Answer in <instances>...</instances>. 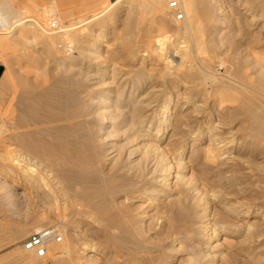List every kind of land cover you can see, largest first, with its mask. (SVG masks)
I'll return each instance as SVG.
<instances>
[{
  "label": "rangeland",
  "instance_id": "1",
  "mask_svg": "<svg viewBox=\"0 0 264 264\" xmlns=\"http://www.w3.org/2000/svg\"><path fill=\"white\" fill-rule=\"evenodd\" d=\"M120 1L105 0L98 8H93L90 0H0V17L3 18L0 26L4 31L0 37L11 40L0 44V84L5 87V93H0V193L12 203L21 205L26 215L33 216L34 229L29 237L43 229H55L62 237L61 242L49 245V253L45 258L26 253L34 264H264V240L257 241V236L264 233V138L250 133L249 119L245 113L252 102L261 105L264 102V39L261 38L264 34V0H194L200 12L196 39L177 30L185 25L186 18L184 22H172L169 10L167 20L149 17L136 29L141 13L139 2ZM26 15L46 28L76 26L75 31L80 33L84 41L82 47L86 53L92 52V59L81 62L92 64L93 102L94 95L98 96L103 89L104 72L109 75L106 82H124L127 91L138 89V99L143 97L147 100L151 92L157 90V98L162 106L171 97L170 111L177 110L174 115L178 116L179 122L169 129L160 147L167 155L170 152L168 162L172 164L171 175L174 177L170 181V188L186 208H170L163 198L154 205L141 197V188L149 186L153 189L155 185L150 183L148 177L141 179L136 176L142 169L130 170L124 154L131 147H139L136 159H140L144 151L143 143L137 140L128 144L126 128L116 123L128 117L129 113H125V117L120 120L115 112L112 115L105 108L99 110L111 114V122L118 134L107 137L109 139L105 141L94 135L93 130L89 138L82 127L80 131L76 129L68 133L70 146L86 153L84 157L76 153L72 158L73 162L69 164L72 179L69 182L61 178L59 170L65 161L56 155H45V150L41 148L36 152L40 156L34 155L32 160H40L39 164L43 162V169H40L49 188L36 178L31 181L36 182L37 189H30L26 185L25 179L29 173L25 172V167L16 165L13 158L19 146V151L24 154L20 143L14 139L15 135L41 130L43 139L55 144L60 131L44 129L54 126L59 128L63 123L58 119L49 122L47 118L53 116L46 115L44 101L37 104L40 118L45 117L41 119V124L23 128L15 123L20 115L16 108L18 91L23 88L36 91L47 89L52 82L60 79L59 67L51 58L52 47L44 45V41L36 37L33 30L27 31V25L15 27L16 21L26 18ZM209 15H214L213 19L215 16L219 18L213 20ZM253 18L255 24L251 23ZM3 24L8 28L6 31L11 30L9 34H5ZM153 46L158 48L153 50ZM68 49L74 51L70 46ZM183 56L187 62L190 61L189 64L193 62L190 69L180 66ZM81 62L77 61V67ZM165 63H168L169 68ZM196 69L206 79L185 75L190 70L197 72ZM75 72L67 76V81H73L79 87L80 80L76 78ZM242 72L247 77L243 81L239 80ZM177 101L179 105H176ZM215 101L222 103L220 108L214 109V115L220 116L222 122V136L235 140V148L243 150V153L236 154L241 159L232 171L224 170L235 185L233 189L228 186L227 178L223 181L216 179L217 166L215 168L214 164L210 176L206 175L209 167L205 158L207 140L204 122L209 117L206 115L210 111L207 105ZM197 106L198 110H194ZM173 132L175 135L172 136ZM171 136L170 141L168 139ZM101 148H106L113 155L122 153L118 164L101 160ZM218 182H222V185H217ZM66 186L70 190L68 193H65ZM84 188H92V193L93 190H104L92 208L82 205L76 198V194ZM65 197L67 200L63 199ZM222 201L236 203L234 205L240 202L241 206L251 210L252 217L242 218L225 210L220 204ZM192 203L199 205V209L195 211ZM90 213H98L101 222L98 223L93 215L91 218ZM196 213L197 219L205 223L204 226L208 225V228L197 227L194 221ZM249 227L255 233L254 239L247 236ZM261 243L263 248L259 245ZM92 246L95 252L89 253ZM54 249H62L64 254L55 255ZM86 255L90 256L89 259Z\"/></svg>",
  "mask_w": 264,
  "mask_h": 264
},
{
  "label": "bare ground",
  "instance_id": "2",
  "mask_svg": "<svg viewBox=\"0 0 264 264\" xmlns=\"http://www.w3.org/2000/svg\"><path fill=\"white\" fill-rule=\"evenodd\" d=\"M178 1H179L180 5H181L182 10L185 13L186 22H185V25L183 27H179L177 30L179 32L185 33V35L186 34L190 35L194 39L198 38L197 37L198 31L196 30L197 29L196 28V24H197V21L199 19V13L200 12L197 9V6L195 4L197 2L194 3V0H178ZM167 2H168V0H153V1L152 0H137L138 5L140 6L139 8H141L140 9L141 13L138 12V14L140 13V17L138 16L139 18L137 20L136 29H139L140 25L143 23V21L145 22V19H147L149 17H157V18H160L162 21L167 20L168 19L167 12L169 10ZM207 14H209V13L207 12L206 15ZM217 15H219V13ZM172 16L170 17L172 22L175 21V23H176V20H174V18ZM212 16H214V15H212ZM212 16H210V17H212ZM215 18H216V16H215ZM218 18H216V20ZM211 19H213V17ZM1 21H3V18L0 17V22ZM184 21H182V22H184ZM57 22H58V20H57ZM208 22H210V21L208 20ZM27 23H30V24H27ZM50 23H51V21H50ZM251 23L255 24L256 20L253 18L251 20ZM23 24L28 26V28H27L28 30L27 31L33 30L35 36L41 38V40L44 41V45L48 44V45H50L52 47V50H51L52 56H51V58H53L52 61L56 62L58 67H59L60 79H57L54 82H52V84H50V86L47 89L36 91L34 89H25V88H23L20 91H18L19 95L16 97L17 98V105L16 104L15 105H16V108L19 110L20 115H19L18 119L16 118L17 120H15V123H16V125L18 127H23V128L24 127L26 128L27 126H34V125H37L38 123L41 124L40 123L41 119L45 118V117L41 116L42 118H40L41 114H40V112L38 111V108H37V104L40 101H44L45 102V107L44 108H45V111H46V115H48L49 117L53 116V118L52 117H50V118L46 117L48 120H50L49 122H51V120L54 121V119H58V121L63 122V123H61L62 125L59 128H57V126L55 128V126H54V127H47V129H44V131H49V130L51 131V130H54V129L60 131L59 139L55 141V144H54V142L53 143L46 142L43 139V137H42L41 130H35V131L26 132V133H18V134L15 135L14 139L18 143H20V145L22 147V151H24V154H22V152L19 151L21 149L20 146H19V150H17V153L13 156V158L15 159L16 165H18L19 167H25L27 169V171H25V172L29 173V176H28V174H26L28 176V178L25 179L26 185H28V187L30 189H33V190L37 189L38 185L35 184L36 182L34 181L35 182L34 183V182L31 181V179H33V178L34 179L36 178L38 181L44 182V184L47 185L48 181L45 182L46 177L43 178V176H45V175H42L43 172L40 169L42 166H44L43 162H40L41 164H39L38 161H40V160H38V158H37L38 161H36V160L33 161L32 160V157L34 159V155L37 156L39 154V153L37 154L36 152L39 149H41V148L43 150H45V152H46L45 155H56L61 160L65 161L64 164L60 167L59 170H60L61 178L66 183L69 182L72 179L71 178V170L69 168V164L71 165V162H73L72 158L75 157L76 153H77L78 156H81V157L86 156V153H84V152L82 153V151L73 149L70 146L69 139H68V133L75 132L76 129H79V131H80L81 130L80 127H82V129L85 130V132H87V135L89 136V138L92 137V132L94 131L93 132L94 135H97L101 140H105L106 141V140L109 139V138L107 139V137H110L113 134H115V136H116V134H118V131H117V129H115V126L113 125V122H111L110 115L113 112H115V114L118 115L120 117V120H121V119H123V117H125L124 116L125 113H129L130 115L128 117H126L122 121L116 122V123L118 124V126H122V127L126 128V132L128 134V141H127V139H126V141L128 142V144L133 143V142H135L137 140L138 141H142V143H143L142 146L144 148V151L141 153L142 155L140 154L141 155L140 159H136V157L139 154L138 149H137L139 147H136V148H134V147L132 148L131 147V149L128 151V153L124 152L125 153L124 155L126 156V162H127V165H128L127 167L130 170L138 169L140 171V169H142L140 174L138 173V174H136V176H140L141 179L145 178V177H148V179L150 180V183L155 185L153 189H151L149 186L148 187L145 186V187L141 188V191H142L141 197H144V198L148 199L154 205H157V202L160 201V199L163 198V199L166 200L165 204L169 205L168 207H170V208H178L179 210H181L182 208H186L185 206H183L184 202L180 198L175 197L173 190L170 188V186L172 185V182H170V181H171L172 178H174L171 175V168H172L171 165L172 164L170 165V163L168 162L169 161L168 160V156H169L170 152L167 155L165 152H162V149L160 147V143L162 141H164L165 138H167L166 136H167V133L169 132V129L174 126L175 122H179L177 120L178 116H176V114L174 115V113L177 110H175L174 112L170 111L171 97H169V100L167 102H165V104L163 102L162 106H161L162 103H159L158 98H157V93H156V92H158L157 90H156V92H155V90H154V92H151V94L149 95L147 100H145L143 97H142V99H138L137 98L138 89H134V90L131 89L130 91H127V88H124V82L122 83L121 81L116 82L115 80H113V81L108 83V82H106L107 81L106 78L109 76L108 72L107 73L104 72V73H102V75H103L102 76L103 77V80H102L103 81V84H102L103 87L102 88L103 89L100 87L102 89V91L100 92V94L98 96L94 95L95 101L93 102L92 101V74H91L92 73V64L89 63V62L87 64L81 62V61H84L86 59L87 60L92 59V54H91L92 52L90 54L86 53V49L84 47H82V44H83L84 41L82 42V38L80 37V33L75 31V29H77L76 26L69 24L70 26H67V27L64 26V25H59L60 27L58 29H57V27H56V29H53L52 28L53 26H51V27L49 26L48 28H46L41 23H39L37 20L33 19L32 17L27 16L26 18H19L16 21V23H15V27L22 26ZM52 24H53V22H52ZM59 24H60V22H59ZM3 26H5V25L3 24ZM37 27H38V29H37ZM4 29H5V34H9L10 31H11V30L10 31H6V29H8V28H6V26H5ZM261 29H262V27H261ZM3 32L4 31H3V29H1V26H0V34H3ZM146 32H147V30H146ZM144 33H145V31H144ZM261 38L264 39V34H262ZM8 40H10V39H8ZM8 40H7V37L6 38L0 37V44L6 43ZM259 40H261V39H259ZM25 41H27V40H25ZM27 42H29V41H27ZM165 43H166V41H165ZM69 46H70V48H73L74 51L72 49L69 50L68 49ZM155 46H153L151 49H153V50L155 49L156 50L158 47L156 48ZM68 50L72 51V52H69ZM149 50H150V48H149ZM160 53H162V52H160ZM181 55H183V54H181ZM190 55L191 54H189V56ZM154 56H155V54H154ZM158 57H159V55H158ZM184 58H185L184 56L181 58L180 66L182 68H185V69L191 67V64L193 62L189 64L190 61L187 62ZM161 60H163V59H161ZM77 61L81 62L80 64L78 63L79 64L78 67L76 65ZM95 63L96 62H94V64ZM165 64H166V66H168L167 68H169L168 63H165ZM170 66H171V64H170ZM197 68H198V66H197ZM75 70H76V72H75L76 73V78L77 79L79 78L80 84H81V86H79V87L77 85H75L73 83V81H67V76L69 74H71ZM196 71L197 72H193V71L191 72V70H190L189 73L185 74V72H184V74L187 77L197 78V79H202V78L205 77V76H203L202 72L198 71V69H196ZM200 71H201V69H200ZM175 72H177V71H175ZM39 73H42V71L41 72L39 71ZM43 73H45V72H43ZM169 74H171V73H169ZM242 75H243V72L241 73V75H240L241 79H239V80L243 81L247 77L244 76V75L242 76ZM75 79H73V80H75ZM205 79H206V77H205ZM125 82H126V80H125ZM137 82H139V81H137ZM210 83H211V80H210ZM231 83H232V81H231ZM126 84H128V83H126ZM3 85L4 84H0V93L1 94L5 93V87ZM93 85H94V83H93ZM12 86H13V84H12ZM26 86L27 85H25V87ZM94 87H96V86H94ZM15 94H17V92ZM13 96H15V95H13ZM220 104H222V103H218V102L215 101L214 103L207 105V107L210 109V111L206 114L209 117L206 118L205 122H204L205 125H206L205 138L207 140V149L205 150V158H206V161H207V166L209 167V171L206 173V175H209L211 173L212 166L214 164L215 168L217 166V172H216L217 175H215L216 179L218 178L221 181H223V180H225L227 178L228 186L231 189H233L235 187V185H234V183H232V181H231L232 179H228V176H226V174H225L226 171H224V170L226 169L228 171V169H231V171H232V168L241 159V157L239 158L236 154L243 153V150H239V149L235 148V146H234V141L235 140L234 141L232 139L228 140L229 138L227 139L224 136H222V133H221V130H222L221 129V127H222L221 123L222 122L220 123V120H219L220 116L218 117V116L214 115V113H215L214 109L216 110V107L218 108ZM176 105H179L178 101H177ZM99 108L100 109L101 108L102 109L103 108L109 109L111 114H109V113L107 114L108 111L105 113V112L99 110ZM181 109H184V107H182ZM195 109L198 110V106L195 107L194 110ZM55 110L58 111V112L56 113ZM98 111H101V112L98 113ZM245 113H247L246 115H247V118L249 119V126H250V130H251L250 133L253 136H255V137L264 138V102H263L262 105L260 103H258V102H252L249 105V108L247 109V111ZM214 117H216V118L214 119ZM44 121H46V120H44ZM175 126H177V123H176ZM180 127H182V126H180ZM189 131H191V130H189ZM174 132L172 133V136H173ZM172 136L168 140L171 141ZM170 141L169 142L167 141L168 144L170 143ZM101 142H103V141H101ZM105 144H106V142H105ZM107 145H105V146L109 147L110 143L107 144ZM132 146H133V144H132ZM123 147H124V145H123ZM107 151L108 150L106 148L102 149V154L99 155L101 160L108 161V162L114 163V164H116V163L118 164V162L121 160L122 153L121 154L117 153L116 155H113L112 153H108ZM167 152H168V150H167ZM172 154H170V155H172ZM181 154H182V152H181ZM39 156L40 155H38V157ZM5 157L7 158V156H5ZM42 169H43V167H42ZM81 170H82V168H81ZM231 171H228V172H231ZM25 172L23 171V173H25ZM209 176L207 178H209ZM62 179H61V181H62ZM80 180H81V178H80ZM80 180H78V181H80ZM82 181H81V183H82ZM186 183L187 182H185L184 184H186ZM211 183H213V181H211ZM78 184L81 185L80 182H78ZM217 185L221 186L222 182L221 183L218 182ZM47 187H48V185H47ZM50 188H52V187H50ZM238 188H239V186H238ZM64 189H65V193H68L70 191L69 187H67V186ZM238 190H240V189H238ZM102 192H100L97 189L96 191L93 190V193H92V188L91 189H85L84 188V189L80 190L79 193L76 194V198L82 203V205L92 208V205H93L94 201H96L99 198V196H101ZM107 193H108V191H107ZM63 199L67 200L66 197L63 198ZM69 201H71V200H69ZM55 203H56V201H55ZM220 204H223V206L225 207V210L232 211V212L236 213L237 216H239V217H242V218L252 217V215L250 214L251 210H248L249 208H247V207H245L243 205L241 206L240 202H239L240 206H238L239 205L238 203H237L238 205H234L236 203L232 204L230 201H225V202L220 203ZM191 206L194 207L193 208L194 210L195 209L196 210L199 209L198 208L199 205H197L195 203H192ZM87 210H89V209H87ZM194 210H193V213L196 211V210L195 211ZM184 211H185V209H184ZM92 215H93V217H95V219L98 221V223L101 222V219H99V217H97V216H99L98 213H96V214H94V213L91 214L90 213L91 218H92ZM162 217H163V215H162ZM197 218L198 217H197V213H196L195 217H194V219H195L194 221H195V224L197 225V227L199 229H205V228L209 227L208 225L204 226L205 223L201 222ZM180 229H183V228H180ZM141 232H142V230H141ZM248 235L250 237H252L253 239L255 238L254 237L255 233H253V231H252V229L250 227H249V231L247 233V236ZM257 237H258L257 241H263L264 240V233L260 234ZM259 245L261 247L262 243L259 244ZM57 248L58 247H56V249ZM261 248H263V247H261ZM59 249H57V250H59ZM63 249H64V247H63ZM61 250L60 251H56L55 250L56 252L54 254L55 255H61L62 253L64 254V252L61 251ZM88 251H89V253L95 252V247L92 246ZM261 251L262 250H259L258 252H261ZM48 253H49V248H48ZM251 253H252V251H251ZM252 254H254V251H253ZM202 255H203V253H202ZM86 256L89 259L90 256H88V255H86ZM85 260H86V258H85ZM199 262H200V260H199ZM259 262H261V260Z\"/></svg>",
  "mask_w": 264,
  "mask_h": 264
},
{
  "label": "crops",
  "instance_id": "3",
  "mask_svg": "<svg viewBox=\"0 0 264 264\" xmlns=\"http://www.w3.org/2000/svg\"><path fill=\"white\" fill-rule=\"evenodd\" d=\"M105 0H90L98 8ZM34 229L32 215L0 193V264H34L23 243ZM22 249V250H21Z\"/></svg>",
  "mask_w": 264,
  "mask_h": 264
},
{
  "label": "built area",
  "instance_id": "4",
  "mask_svg": "<svg viewBox=\"0 0 264 264\" xmlns=\"http://www.w3.org/2000/svg\"><path fill=\"white\" fill-rule=\"evenodd\" d=\"M153 1V0H152ZM168 9L178 22L185 20V13L178 0H168ZM62 237L55 229H43L32 234L23 244L27 252L34 253L39 258H45L48 254L49 245L53 242H61Z\"/></svg>",
  "mask_w": 264,
  "mask_h": 264
},
{
  "label": "water",
  "instance_id": "5",
  "mask_svg": "<svg viewBox=\"0 0 264 264\" xmlns=\"http://www.w3.org/2000/svg\"><path fill=\"white\" fill-rule=\"evenodd\" d=\"M2 70H0V76H1Z\"/></svg>",
  "mask_w": 264,
  "mask_h": 264
}]
</instances>
